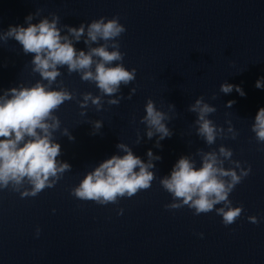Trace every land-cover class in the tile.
Masks as SVG:
<instances>
[{"label":"water","instance_id":"obj_1","mask_svg":"<svg viewBox=\"0 0 264 264\" xmlns=\"http://www.w3.org/2000/svg\"><path fill=\"white\" fill-rule=\"evenodd\" d=\"M37 9L43 11L33 23L56 13L61 25L73 27L119 16L126 28L118 38L123 64L137 73L131 84L121 87L125 98L119 105H108L109 97H104L102 110L89 105L81 116L73 100L55 113L61 131L67 128L75 137L70 141L61 131L54 134L62 149L58 159L72 169L36 197L0 190V264H264V143L251 130L264 107V88L255 87L264 77V0H0V30L26 26L25 17ZM75 46L86 50L83 41ZM31 59L16 41L0 43V94L40 79L32 72ZM61 72L58 80L77 99L85 92L99 95L79 74L69 75L66 67ZM225 82L240 86L246 95L235 89L220 92ZM132 88L136 92L127 99ZM201 95L217 108L209 118L225 130L231 121L236 139L229 134L208 146L196 135V114L187 109ZM149 98L158 109L169 112L173 104L179 113L168 122L174 134L160 141L161 148L155 147L157 137L147 138L146 125L140 123ZM228 101H235L231 108ZM93 120L103 121L96 135L91 134ZM138 133L143 139L137 145ZM120 142L145 162L149 149L162 158L154 161L151 188L108 205L72 196L71 189L88 171L114 154L123 155L116 147ZM221 145L232 149V159L242 167L251 165V174L229 196L234 207L244 208L236 223L224 226L215 211L196 216L187 206L166 209L172 197L160 179L170 175L182 155H192L199 167L196 150H218ZM225 167L233 165L225 162ZM121 208L123 215H118ZM249 216L260 223L249 222Z\"/></svg>","mask_w":264,"mask_h":264},{"label":"clouds","instance_id":"obj_2","mask_svg":"<svg viewBox=\"0 0 264 264\" xmlns=\"http://www.w3.org/2000/svg\"><path fill=\"white\" fill-rule=\"evenodd\" d=\"M42 11L37 9L26 16V26L10 25L6 31L0 30V43L14 40L21 45L23 53L32 56V72L40 77L31 86L20 83L2 90L0 94V190L18 192L21 198L36 197L45 189L55 187L64 173L72 169L71 164L58 159L62 149L54 134L61 131V120L55 113L61 105L76 100L82 110L81 116L86 115L89 105L97 111L102 110L104 97H109L108 105H119L125 98L121 87L131 84L137 73L136 68L129 70L123 64L125 53L120 51L118 38L126 28L120 23L119 16L110 19L100 17L73 27L61 25L60 16L50 13V18L42 17L33 23ZM81 41L86 50L76 48L75 45ZM65 67L69 75L77 73L82 81L94 84L99 95L85 92L80 94L82 99H77V94L65 87L63 80H58L63 75L61 69ZM255 87L264 88V77L256 81ZM233 89L242 97L246 95L238 85L225 82L220 86V92L224 94H230ZM135 92L136 88H132L127 99H131ZM211 98L215 100L217 97L213 94ZM234 103L228 101L226 107L231 108ZM187 111L196 114V135L206 145L212 146L218 137L226 138L229 134L231 139H236L238 133L231 121H226L229 127L225 130L209 118L217 108L207 103L203 95L190 104ZM145 113L140 119V123L146 125L145 135L149 140L157 137L155 147L161 148L160 141L174 134L168 122L179 113L173 104H169V112L158 109L151 98L146 101ZM89 123L93 127L92 135L98 134L103 126L101 120ZM251 130L256 140L264 143V107L258 110ZM61 135L70 141L75 140L67 128L61 131ZM142 139L138 133L136 144H140ZM116 147L123 155L114 154L88 171L71 189L72 196L81 201L108 205L151 188L156 179L154 161L162 158L149 149L145 162L128 144L120 142ZM195 155L200 157L199 167L192 155H182L170 175L160 179V185L172 197V202L164 207L177 210L187 206L196 216L215 211L222 217L224 226L236 223L244 208L242 204L234 207L229 196L251 174V165L242 167L240 161L232 159V149L223 145L218 150L197 149ZM225 162L233 167L226 168ZM123 211L119 209L118 215H123ZM247 219L253 224L260 223L256 216ZM40 231L38 227L37 237ZM198 235L203 238L204 234Z\"/></svg>","mask_w":264,"mask_h":264}]
</instances>
